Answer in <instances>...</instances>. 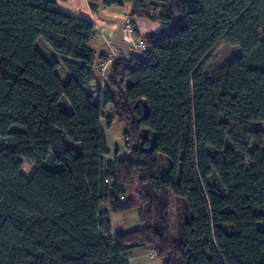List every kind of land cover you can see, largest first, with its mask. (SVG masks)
<instances>
[{
  "label": "trees",
  "instance_id": "obj_1",
  "mask_svg": "<svg viewBox=\"0 0 264 264\" xmlns=\"http://www.w3.org/2000/svg\"><path fill=\"white\" fill-rule=\"evenodd\" d=\"M151 1L87 0L131 3L146 45L101 78L91 19L0 0V264H129L143 246L163 264H264V0ZM222 42L240 54L208 65ZM103 119L128 156L106 158ZM135 210L139 227H113Z\"/></svg>",
  "mask_w": 264,
  "mask_h": 264
},
{
  "label": "rangeland",
  "instance_id": "obj_2",
  "mask_svg": "<svg viewBox=\"0 0 264 264\" xmlns=\"http://www.w3.org/2000/svg\"><path fill=\"white\" fill-rule=\"evenodd\" d=\"M146 7L145 9L150 11L152 8L151 0H145ZM127 16H130V14H127ZM125 17V18H126ZM136 27L139 29V32L141 34L147 32V31H158V29L161 27L159 24L150 23L149 21L145 19H138L136 21ZM130 36H132L133 40L135 38H138L135 36L134 32L132 31ZM240 54V47L238 45H231L227 43H219L212 51V53L209 56L208 59V65H215L219 62L231 57L236 56ZM102 78V77H101ZM102 85V84H101ZM100 85L99 88L95 87L93 89H90V92L93 93V95L96 97L97 93L102 90V86ZM109 108H105L103 110L104 116L110 114ZM264 126V125H262ZM102 127L105 131L108 147H109V154L106 156L107 158H113L115 154H117L118 158L128 156V151L124 146V136L123 131L125 129L123 124L118 123L116 120L112 123V126L110 128H107L105 125V120H102ZM10 140L8 138L0 139V147L4 145H9ZM79 151V147L77 148ZM35 165L34 164H28L24 163L21 171L26 175L29 176L32 171L34 170ZM106 206L103 205L102 209H105ZM175 204L173 200H171V214L170 219L172 222H174L175 219ZM113 221V227L117 229H129L131 227H139L140 223L137 219V211H131L128 213H122L117 215L111 216ZM136 252V253H135ZM129 264H163V261L158 258L155 255V252L153 251L152 247L150 246H143L139 247L136 251L130 254L129 256Z\"/></svg>",
  "mask_w": 264,
  "mask_h": 264
},
{
  "label": "crops",
  "instance_id": "obj_3",
  "mask_svg": "<svg viewBox=\"0 0 264 264\" xmlns=\"http://www.w3.org/2000/svg\"><path fill=\"white\" fill-rule=\"evenodd\" d=\"M58 4L66 12L89 18L93 21L95 35L89 41V46L97 55L104 54V56L108 57L112 48H116L119 51L112 59L115 56H128L133 54L130 42L123 38L125 17L127 14L131 15L134 11L131 3H126L122 6L111 5L100 7L98 13H94L89 9L87 0H58ZM102 59L101 57L96 61V67H98ZM100 85V82L91 84L88 90L90 91V89L95 87L99 88ZM106 108L110 110V106L107 105ZM137 249L132 250V253Z\"/></svg>",
  "mask_w": 264,
  "mask_h": 264
},
{
  "label": "built area",
  "instance_id": "obj_4",
  "mask_svg": "<svg viewBox=\"0 0 264 264\" xmlns=\"http://www.w3.org/2000/svg\"><path fill=\"white\" fill-rule=\"evenodd\" d=\"M131 32H132V28H131V24H130V16H127L125 18V24L123 27V38H124V40L130 42L133 53H135V54L144 53L146 50V45H145L144 40L141 37H138V38H135L134 40L133 39L131 40V36H130ZM117 53H119L118 49L112 48L108 57L106 59L100 60L97 68H98V71H99L101 77H103L106 70L109 69L111 59Z\"/></svg>",
  "mask_w": 264,
  "mask_h": 264
}]
</instances>
